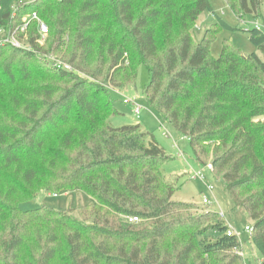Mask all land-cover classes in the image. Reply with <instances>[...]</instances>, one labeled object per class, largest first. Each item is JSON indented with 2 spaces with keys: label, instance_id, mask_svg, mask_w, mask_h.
I'll list each match as a JSON object with an SVG mask.
<instances>
[{
  "label": "trees",
  "instance_id": "16d2710c",
  "mask_svg": "<svg viewBox=\"0 0 264 264\" xmlns=\"http://www.w3.org/2000/svg\"><path fill=\"white\" fill-rule=\"evenodd\" d=\"M262 1L227 0L242 13ZM206 10L211 0H0V28L16 32L36 11L50 30L40 45L31 23L32 50L0 43V86L50 81L28 86L33 95L15 99L12 121L0 125V264H245L224 214L174 199L162 172L170 156L154 135L108 122L117 110L106 83H133L139 62L151 74L146 98L202 165L211 157L264 258V57L229 40L215 57L219 31L233 26L219 18L197 40ZM250 34L264 55V31ZM42 190H82L95 202L79 206V217L21 207ZM209 228L215 241L201 239Z\"/></svg>",
  "mask_w": 264,
  "mask_h": 264
},
{
  "label": "rangeland",
  "instance_id": "374dc122",
  "mask_svg": "<svg viewBox=\"0 0 264 264\" xmlns=\"http://www.w3.org/2000/svg\"><path fill=\"white\" fill-rule=\"evenodd\" d=\"M24 3H28L31 0H20ZM213 10H206L198 19L193 29L194 35L197 40H200L205 30L211 25L218 23L219 18L226 20L233 29H221L217 38L211 46V52L215 57H219L222 53L223 44L225 40H229L233 44L240 47L242 53L251 54L257 52L264 57L262 51L252 42L250 30L257 27L259 24L262 31H264V0L262 1L261 9L257 13H242L232 9L227 0H211ZM33 23V21L31 22ZM26 32L18 33L20 42L24 47L29 44L30 37V25ZM33 27V26H31ZM30 27V28H31ZM20 30V27H19ZM37 42L40 45H44L48 40L41 42L40 33L37 28ZM9 29H1L0 43H5ZM49 36V35H48ZM63 50L65 53L67 48ZM44 57L53 64L54 60H61L64 63L69 64L72 69L76 68L63 59L62 56H58L54 53H43ZM38 71L45 72L43 65H40ZM136 79L133 83L122 85L117 82H107L106 86L112 93L114 106L117 110L115 114L108 117V122L113 127H122L125 125L141 124L145 131H148L157 139L160 145L165 149V152L170 156L169 159L162 164V172L167 181L174 184L176 192L174 199L185 202H192L199 209L194 212L204 211L207 206L203 205L204 196H207L212 205L209 207L220 211L225 215L227 222H231L241 231L242 237V250L245 260V264H263L264 258L253 245L250 234L245 231L247 225H251V221L246 211L242 209L233 208L231 199L225 190L224 183L221 179L214 177L212 171L206 169V179L211 183L215 189L210 191L205 184V181L199 177H195V174L204 168L190 143L187 136L177 132L170 124L165 123L158 110L148 101L146 98L145 90L151 80V74L146 64L136 63ZM85 77L87 75L85 74ZM50 82L49 80L34 81L28 83H18L10 86H0V125L10 123L12 120L13 110H17V104L15 99H22L24 97H30V88L36 83ZM119 82V81H118ZM18 96V97H16ZM125 98L137 99L143 108L139 115H137L131 104L123 102ZM11 111L6 109L11 107ZM164 131H169L172 136L179 143L183 153L179 151V147L176 146L174 139L165 136ZM212 155V153L210 154ZM208 162L211 161V157L208 158ZM219 177V174L218 176ZM53 191L42 190L36 194L32 199L25 200L21 203L23 209H34L43 204H47L56 210L65 211L68 210L71 214L79 217L78 207L84 204H92L95 199L92 195L82 191H59L58 196H54ZM252 226V225H251ZM220 237V234L213 228H209L205 232L201 239L204 241H215Z\"/></svg>",
  "mask_w": 264,
  "mask_h": 264
},
{
  "label": "built area",
  "instance_id": "2783aa9c",
  "mask_svg": "<svg viewBox=\"0 0 264 264\" xmlns=\"http://www.w3.org/2000/svg\"><path fill=\"white\" fill-rule=\"evenodd\" d=\"M21 4H24V2L20 1ZM16 12V10H15ZM32 21H37L38 25H37V28H38V32L40 33V41L43 42L47 39L48 35H49V25L47 24V22L45 20H43L39 14L34 11L30 14H27L24 16L23 20H22V24L20 25V30L17 29L16 32L14 31H10L9 30V37H7L5 43L3 44H6V43H9V44H12L13 46L15 47H20V48H25V49H28V50H32L33 49V45L28 42L29 44L27 45V47H24L22 45V43L20 42V36L18 37V33H24L27 31L28 29V26L29 24L32 22ZM257 27H260L259 24H257ZM1 29H4L3 27L0 28V32H1ZM53 64L55 66H59V67H63L67 70H73L72 67L67 64V63H64L62 62L61 60H54L53 61ZM124 103L126 104H131L133 106V109L135 111V113L137 115L140 114L142 108H143V105L137 100V99H131V98H125L123 100ZM164 134L165 136L167 137H170L172 139H174L175 141V144L177 147H179V151L180 153L182 154L183 151L182 149L180 148L179 146V143L176 141V139L172 136V134L169 132V131H164ZM206 169L210 170V171H213L214 170V167H213V163L210 161L208 162L207 164L204 165V168L201 169L199 172H197L195 174V177H199L201 178L202 180L205 181V184L206 186L208 187V189L210 191H213L215 189V187L209 183L206 179ZM54 196H58V194H54ZM203 205L209 207L210 205H212L211 203V200L207 197V196H204V199H203ZM130 221H138V218L137 217H131L129 218ZM228 226H229V229H228V235H237V236H240L241 235V231L231 222H228ZM245 231H247L248 233H251L252 232V226L251 225H247L245 227ZM241 254H243V250L239 251Z\"/></svg>",
  "mask_w": 264,
  "mask_h": 264
}]
</instances>
